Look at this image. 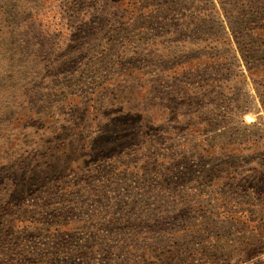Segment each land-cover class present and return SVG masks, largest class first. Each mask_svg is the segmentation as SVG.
Segmentation results:
<instances>
[{"label":"rangeland","instance_id":"obj_1","mask_svg":"<svg viewBox=\"0 0 264 264\" xmlns=\"http://www.w3.org/2000/svg\"><path fill=\"white\" fill-rule=\"evenodd\" d=\"M240 2L0 0V264H264Z\"/></svg>","mask_w":264,"mask_h":264},{"label":"trees","instance_id":"obj_2","mask_svg":"<svg viewBox=\"0 0 264 264\" xmlns=\"http://www.w3.org/2000/svg\"><path fill=\"white\" fill-rule=\"evenodd\" d=\"M72 1V0H71ZM247 0H241L240 2V6L243 8L246 4ZM261 28L260 27H252L250 30V33L254 32V31H259Z\"/></svg>","mask_w":264,"mask_h":264}]
</instances>
